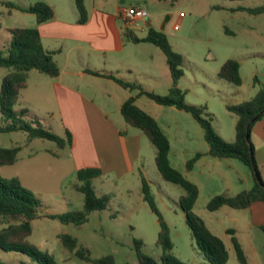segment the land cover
I'll return each mask as SVG.
<instances>
[{
	"label": "rangeland",
	"instance_id": "1",
	"mask_svg": "<svg viewBox=\"0 0 264 264\" xmlns=\"http://www.w3.org/2000/svg\"><path fill=\"white\" fill-rule=\"evenodd\" d=\"M1 1L26 7L36 0H0V49H4L10 40L8 28L30 27L34 15L10 9ZM113 2L114 0H108L103 5L112 11ZM135 3H140L148 11L150 26L161 30L172 49L182 56L183 75L177 86L183 91L185 101L201 107L202 116L211 120L215 133L232 143L235 139L236 116L228 111L227 105L249 101L264 85V13H249L235 8L264 6V0H122L125 6ZM166 16H169L167 20ZM174 24L178 25L177 29H174ZM139 28L142 29L135 31L139 36L148 30L142 22H139ZM144 46L156 50L151 56L156 68H149L150 61L146 60L149 52L145 49H133L128 54L133 72L125 74L123 79L137 81L143 89L165 95L171 85L166 57L154 44ZM229 58L239 62V85L217 76L220 66ZM6 72L7 69L0 68V83ZM136 105L149 113L167 136L171 165L185 178L199 185L200 192L193 210L212 233L220 235L218 237L227 246L229 258L226 264H238L230 235L220 231L223 227H233L237 229L240 238L241 234H248L242 226L245 211L229 206L209 211L205 205L214 195H235L240 189L247 187L251 176L249 167L237 158L219 159L210 156L203 130L188 112L174 106L159 105L145 96L139 97ZM14 109L19 110L17 105ZM110 114L122 118L114 108L110 110ZM39 115L45 120H40L45 127L59 136L65 135L59 124L48 122L46 112ZM24 117L29 118L26 115ZM261 120L262 118L254 122L251 134V142L257 149L263 143L262 137L255 131ZM28 138L21 131L0 132V147L24 146L18 156L45 147H50L51 153L62 152L64 149L46 139H31V143H28ZM145 140L146 146L142 147L138 168L133 175L121 179L113 175H99L92 179L91 187L95 194L106 198L104 209L88 213L87 221L79 226L63 223L58 218L35 219L31 222L32 232L27 237L28 242L52 254L56 264H92L78 258L63 246L59 235L68 233L76 238L77 248L84 247L92 258L112 255L115 264H138L133 239L139 238L143 242V252L160 264L162 249L156 243L159 225L156 215L142 197L143 176L169 227L172 241L169 253L186 264H209L195 247L179 206L178 199L184 189L162 178L155 165L156 148L149 139ZM197 152L205 154L203 159L187 169V161ZM45 156L31 161L33 164L16 161L11 165H2L0 174L12 177L19 171L25 183L35 187V190L28 188L41 200L43 212L53 215L82 212L83 195L71 189L75 181L74 173L61 176V168ZM256 163L264 182V161L257 159ZM2 226L0 223V228ZM0 264L37 263L27 255L0 249Z\"/></svg>",
	"mask_w": 264,
	"mask_h": 264
},
{
	"label": "trees",
	"instance_id": "2",
	"mask_svg": "<svg viewBox=\"0 0 264 264\" xmlns=\"http://www.w3.org/2000/svg\"><path fill=\"white\" fill-rule=\"evenodd\" d=\"M73 1L78 13L77 22L85 23L88 14L84 0ZM1 3L10 9L16 8L33 14L38 24L46 22L54 16L52 6L44 1H35L27 7L17 6L10 1H1ZM235 9L245 10L249 13H264L263 5L252 8L237 7ZM8 31L10 34L9 43L4 49H0V68L7 69L0 83V119L2 121L0 132L21 131L26 133L30 139L40 138L53 141L60 149L70 146L72 136L68 130H66L63 137L59 136L50 128L45 127L40 119L31 115L27 109L15 111L14 106L18 101L21 90L27 84L29 71L36 70L50 77H56L59 75L60 70L53 58V52L43 47L36 27H10ZM123 37L126 41L134 43H152L164 53L171 77V85L167 94L160 95L145 90L137 81L125 80L112 74L88 71L94 75L109 77L122 88L129 90L131 93L134 92L121 104L120 113L123 119L129 126L138 129L155 146V165L162 178L184 189V193L179 196L178 202L197 250L209 264H226L228 252L224 242L209 230L203 219L193 210L199 194L198 186L185 178L179 170L171 165L169 160L170 144L167 136L158 122L149 113L136 105V99L145 96L159 105L174 106L188 112L202 128L203 137L208 145L207 153L210 156L219 159L237 158L249 167L253 179L251 188L242 190L235 195H214L205 205L209 211H216L222 206L245 209L254 202L264 200V182L259 184L256 181L251 164L249 147L251 146L253 152L254 147L251 138L249 142L245 138L248 122L264 109V85L249 101L237 105H227L228 111L236 116L235 139L232 143H229L215 133L211 120L202 116L201 107L185 101L183 91L177 86L179 78L183 75L181 69L182 56L172 49L164 33L149 26L145 36L138 37L130 28H125ZM217 76L239 85L241 83L239 62L231 58L225 60L220 66ZM25 115L29 118H25ZM263 115L264 111L255 121L260 120ZM20 149L21 146L0 147V166L15 163L18 160ZM201 156L202 153H195L187 161V169H191ZM255 166L259 172L256 162ZM100 173L101 171L98 168L93 167L80 168L75 171V181L71 187L83 195L84 209L82 212H68L61 215L43 212L41 200L36 197L31 189L24 186L18 177H4L0 174V223L3 224L0 228V249L6 252H18L27 255L37 264H56L52 254L28 242L27 237L32 232L31 222L40 218H58L63 223H73L77 226L86 222L88 213L102 210L106 206V198L97 196L91 187L92 179L99 176ZM141 193L143 200L157 217L159 230L156 243L162 249L160 264H186L169 253L172 248L169 227L156 205L149 183L143 176H141ZM261 228L264 231V226ZM226 231L231 235V242L238 264H248L244 251L234 236V230L229 228ZM59 237L63 246L82 260L90 261L92 264H115L112 255L92 258L84 247L77 248L76 238L68 233H62ZM142 246L141 239H133L138 264H159L154 258L143 252Z\"/></svg>",
	"mask_w": 264,
	"mask_h": 264
},
{
	"label": "crops",
	"instance_id": "3",
	"mask_svg": "<svg viewBox=\"0 0 264 264\" xmlns=\"http://www.w3.org/2000/svg\"><path fill=\"white\" fill-rule=\"evenodd\" d=\"M36 1H44L54 10L53 18L43 23L38 24L34 16L30 27L38 29L43 47L53 52L60 71L56 77L36 70L29 71L27 84L21 90L16 105L19 110L27 109L31 115L44 122L39 114L46 112L48 122L59 124L64 134L68 130L72 141L64 151L56 154L51 153L50 147L31 150L18 156L17 163L28 161L27 164H33L31 161L46 155V158L61 168V176L65 173L75 175L77 169L85 167L98 168L101 171L100 176L113 175L121 179L133 175L138 168L141 150L146 146L147 138L138 129L129 126L120 113L121 104L133 93L122 88L113 79L94 75L88 70L124 78L125 74L133 72L128 59V54L133 49H145L149 52L148 59H145L150 61L148 65L153 70L156 66L151 56L156 50L144 46L148 42L134 43L124 39L123 31L126 27L120 16L121 7L125 6L122 0H114L112 11L103 5L108 0H84L88 18L82 24L77 22L78 13L73 0ZM140 5L135 3L128 6L141 7ZM142 23L149 27V16ZM130 29L136 34L135 31L142 28ZM145 34L136 35L143 37ZM112 108L117 110L122 120L119 116L110 114ZM254 125L253 123L250 130V138ZM255 131L262 137L263 143L259 149L254 148V159L264 161V115ZM31 141L30 139L28 143ZM23 147L21 146L19 152L23 151ZM204 155L197 161L203 159ZM16 177L24 186L35 190L34 186L25 183L19 171ZM249 177L247 187L240 191L253 186V179ZM197 186L200 192V187ZM237 210L245 211L242 226L248 234H241L240 238L237 229L233 227H223L220 232L227 235L229 233L226 230L233 228L234 236L241 245L248 264H264V231L261 228L264 226V200ZM229 239L231 241V235Z\"/></svg>",
	"mask_w": 264,
	"mask_h": 264
},
{
	"label": "built area",
	"instance_id": "4",
	"mask_svg": "<svg viewBox=\"0 0 264 264\" xmlns=\"http://www.w3.org/2000/svg\"><path fill=\"white\" fill-rule=\"evenodd\" d=\"M120 16L123 18L126 28H139V22L148 18L149 13L142 7L123 6L120 9ZM177 28L178 25L174 24V29Z\"/></svg>",
	"mask_w": 264,
	"mask_h": 264
},
{
	"label": "water",
	"instance_id": "5",
	"mask_svg": "<svg viewBox=\"0 0 264 264\" xmlns=\"http://www.w3.org/2000/svg\"><path fill=\"white\" fill-rule=\"evenodd\" d=\"M169 18V16H166V20ZM163 28V25L162 27ZM264 111L261 110L258 114H256L254 117L251 118V120L248 122L247 124V128H246V135H245V138H246V141L249 142L250 141V126L251 124L258 118V116ZM249 151H250V157H251V164H252V168H253V172H254V176L256 178V181L259 183V184H263V181H262V178L259 174V172L257 171L256 169V166H255V162H254V152L251 148V146L249 147Z\"/></svg>",
	"mask_w": 264,
	"mask_h": 264
}]
</instances>
